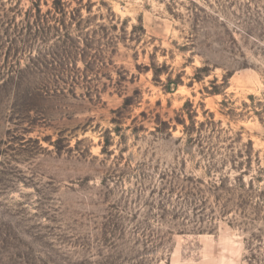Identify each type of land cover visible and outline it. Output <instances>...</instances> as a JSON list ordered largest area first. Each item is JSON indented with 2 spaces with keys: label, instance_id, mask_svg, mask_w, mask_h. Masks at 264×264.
Masks as SVG:
<instances>
[{
  "label": "rangeland",
  "instance_id": "1",
  "mask_svg": "<svg viewBox=\"0 0 264 264\" xmlns=\"http://www.w3.org/2000/svg\"><path fill=\"white\" fill-rule=\"evenodd\" d=\"M0 264H264V0H0Z\"/></svg>",
  "mask_w": 264,
  "mask_h": 264
}]
</instances>
